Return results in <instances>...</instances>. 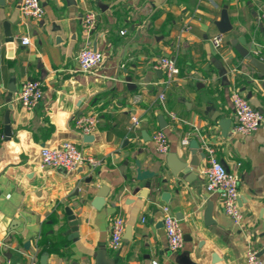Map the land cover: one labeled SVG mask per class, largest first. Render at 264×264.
I'll return each mask as SVG.
<instances>
[{"label": "crops", "instance_id": "0c3cea01", "mask_svg": "<svg viewBox=\"0 0 264 264\" xmlns=\"http://www.w3.org/2000/svg\"><path fill=\"white\" fill-rule=\"evenodd\" d=\"M40 3L45 15L34 20L23 16L21 0H0V264H42L44 255L47 264H97L100 256L109 264H247L250 248L264 264V122L251 135L236 134L231 99L237 90L264 115V76L232 44L244 37L246 48L264 62V0ZM90 10L100 21L87 38L81 18ZM224 10L232 25L225 34L217 27ZM186 24L191 30L184 31ZM7 32L13 43L6 41ZM221 35L223 45L216 49L212 40ZM23 38L31 44L23 45ZM88 45L105 62L84 74L77 55ZM166 57L176 60L180 75L165 88V74L156 67ZM37 80L45 96L29 112L19 93L23 83ZM93 115V134L75 129L80 117ZM160 115L168 124L164 130ZM133 118L141 126L129 130ZM223 119L231 120L228 132L219 126ZM158 132L169 140L167 155L155 147ZM193 141L199 147L197 174L177 178L167 160L190 163ZM64 142L101 165L95 171L44 169L40 150ZM206 144L240 178L243 226L206 188ZM136 161L159 175L135 182ZM102 189L106 197L98 209L93 203ZM163 193L169 194L167 203ZM210 205L215 226L205 221ZM163 206L181 222L185 245L177 253L168 248ZM70 217L79 221L76 233ZM118 217L131 237L114 251Z\"/></svg>", "mask_w": 264, "mask_h": 264}, {"label": "built area", "instance_id": "2783aa9c", "mask_svg": "<svg viewBox=\"0 0 264 264\" xmlns=\"http://www.w3.org/2000/svg\"><path fill=\"white\" fill-rule=\"evenodd\" d=\"M21 11L24 17L31 19H42L45 15V9L40 3V0H21ZM83 33L87 38L96 30L99 23V15L95 10L86 12L82 18ZM191 25L186 24L184 31L191 30ZM23 45H30L29 38L22 39ZM216 49H220L224 42V36H216L212 40ZM77 61L80 72L91 74L92 71L99 68L104 62V54L93 49L89 45L83 48L77 55ZM165 74L164 86L169 87L173 84L176 78L180 75L176 60L173 58H163L159 61L157 67ZM43 82L26 81L23 83L19 93V101L23 108L27 111H33L40 102L44 99ZM232 104L235 109L234 132L239 135H251L260 129V125L264 122V115L253 108L248 100L240 94L239 91H234L232 94ZM159 102L162 107L166 104V94L163 93L159 97ZM170 116L177 119L175 113L171 112ZM98 123L96 115L80 117L75 124V129L84 135H91ZM141 126V120L133 118L129 130L137 129ZM155 147L161 155H167L170 150L169 140L164 132H158L154 138ZM188 141L185 143L187 144ZM206 148V188L209 193L217 194L222 202L225 214L234 221L238 226H243L244 214L239 201V181L238 175L230 173L225 165H223L218 157L217 151L213 146L205 145ZM42 167L48 171H57L59 168L66 169L67 172H76L78 169L89 168L90 171H95L101 165V160L88 157L83 150L79 149L76 144L64 142L57 148L43 147L41 150ZM163 222L168 240V248L172 253H177L184 248L185 240L184 233L181 227V222L171 213L169 207L163 206ZM126 231V223L120 217L116 218L113 225L111 247L114 251L121 248L123 244L124 234ZM247 264H263L258 252L254 249H248L246 253ZM158 264V262H153Z\"/></svg>", "mask_w": 264, "mask_h": 264}, {"label": "water", "instance_id": "95a60500", "mask_svg": "<svg viewBox=\"0 0 264 264\" xmlns=\"http://www.w3.org/2000/svg\"><path fill=\"white\" fill-rule=\"evenodd\" d=\"M217 27H218L219 32H221L223 34L228 33L229 31L232 30L230 17L228 16L226 10H224L222 12V20L220 21V23L217 24ZM6 41L8 43L14 42V38L12 37L11 32L6 33ZM232 44L235 47L236 52L239 53V55H241L242 57H244L250 63V65L253 67L254 70L258 71V73H260L261 76H264V62L261 59H259V58L257 59L256 57H254L253 54L250 53V51L246 48L245 38L239 37V39L234 40L232 42ZM10 45L12 46V44H10ZM6 115H7L6 116V123H7V125H9V114H8V112L6 113ZM167 125L168 124H167V121L165 120V117L163 115H160L159 116L160 129L164 130L165 128H167ZM219 126L228 132L231 128L230 127L231 126V120L230 119H223V121H221L219 123ZM7 129L9 130L8 127H7ZM150 139H151V136L149 135V141H150ZM191 147L194 149L193 150L194 158L191 160L190 163H177L175 161H172L171 159L174 160L173 156H170V158L167 160L168 166L170 167L171 172L177 178H180V179L184 178V176H188V174H191L192 172L197 174V171L194 170V167H199L198 162H197V157H196L197 149L199 148L198 142L193 141L191 144ZM203 156L205 157V154H203ZM135 167H136V176H135L134 180L137 183H143L146 181H151V179H153L154 177H157L159 175L158 173H155V172L143 171L139 161L135 162ZM59 169L67 172L66 169H63V168H59ZM133 188L135 189L136 186H134ZM139 196L145 197V194L143 192H141V193H139ZM168 196H169V194L163 193L161 196V201L164 203H167ZM105 197H106V190L102 189L98 193V196H97L95 202L93 203L94 207L100 209L104 203ZM212 208H213L212 205H210L208 210H207V213H206L205 221L207 222V225L215 226L216 223L212 219V211H213ZM69 221H70L69 225L73 228V230H72L73 233H76L77 227L79 225V221H76V219H74V217H70ZM130 237H131V229L129 228L127 230L124 238L129 240ZM46 261H47V256L44 255L41 259V263L47 264ZM97 264H109V262L107 261V259L105 257L100 256L97 258Z\"/></svg>", "mask_w": 264, "mask_h": 264}]
</instances>
